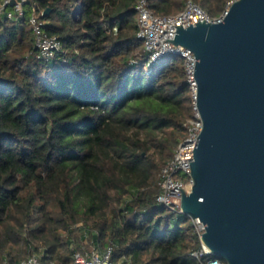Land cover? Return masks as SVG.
Returning a JSON list of instances; mask_svg holds the SVG:
<instances>
[{
    "label": "trees",
    "instance_id": "obj_1",
    "mask_svg": "<svg viewBox=\"0 0 264 264\" xmlns=\"http://www.w3.org/2000/svg\"><path fill=\"white\" fill-rule=\"evenodd\" d=\"M186 1L148 0L157 15ZM194 1L217 18L233 0ZM137 2L29 0L0 22V264H73L85 241L114 264H200L192 219L157 199L194 96L182 56L148 72ZM47 8L50 61L30 24Z\"/></svg>",
    "mask_w": 264,
    "mask_h": 264
},
{
    "label": "water",
    "instance_id": "obj_2",
    "mask_svg": "<svg viewBox=\"0 0 264 264\" xmlns=\"http://www.w3.org/2000/svg\"><path fill=\"white\" fill-rule=\"evenodd\" d=\"M205 20L165 39L196 58L203 120L181 211L204 223L210 254L264 264V0H233L221 20Z\"/></svg>",
    "mask_w": 264,
    "mask_h": 264
},
{
    "label": "built area",
    "instance_id": "obj_3",
    "mask_svg": "<svg viewBox=\"0 0 264 264\" xmlns=\"http://www.w3.org/2000/svg\"><path fill=\"white\" fill-rule=\"evenodd\" d=\"M29 0H0V22L4 19L13 21L20 20L25 14V5ZM230 5V3H229ZM217 18H212L209 13L194 0H187L184 9L177 14L157 15L149 7L148 0H138L136 4L137 11V36L143 41L148 57L146 67L148 72L154 64L159 63L168 54H181L184 58L188 83L192 89L194 103L196 101L197 82L195 80L196 58L192 51L176 46L172 41L165 39H174L177 26L182 23L183 26L191 23L203 21H219L227 13L229 8ZM42 12L33 11L30 16V24L33 28L34 43L38 50V58L44 61H50L55 58L58 52L62 50V42L56 35H48L44 29L45 22L42 19ZM165 40V41H164ZM188 129L187 136L182 139L174 151L173 158L163 166L161 170V188L162 191L157 195L159 202L165 204L169 209L181 211L182 189L187 188L189 192L193 185L191 178V162L194 155L200 132L203 129V120L196 108L194 115L185 123ZM182 189H180V188ZM199 236L205 232L206 227L199 218L192 219ZM92 252H76L73 264H114L111 262V248L101 252L100 249L93 246ZM210 254V250L201 242V248L195 252L200 259V264H228L226 260L216 256L202 259ZM21 264H43L36 253L29 254Z\"/></svg>",
    "mask_w": 264,
    "mask_h": 264
},
{
    "label": "rangeland",
    "instance_id": "obj_4",
    "mask_svg": "<svg viewBox=\"0 0 264 264\" xmlns=\"http://www.w3.org/2000/svg\"><path fill=\"white\" fill-rule=\"evenodd\" d=\"M83 245H85L86 248L82 252H92L94 250L93 245L90 244L88 241H85Z\"/></svg>",
    "mask_w": 264,
    "mask_h": 264
}]
</instances>
